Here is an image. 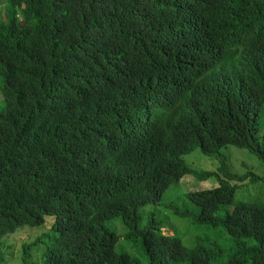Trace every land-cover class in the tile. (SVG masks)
I'll return each mask as SVG.
<instances>
[{
  "label": "trees",
  "instance_id": "1",
  "mask_svg": "<svg viewBox=\"0 0 264 264\" xmlns=\"http://www.w3.org/2000/svg\"><path fill=\"white\" fill-rule=\"evenodd\" d=\"M0 93V264L44 224L24 264H144L115 218L146 264H264V176L222 151L264 163V0H0ZM196 148L217 185L167 207L225 237L189 246L143 209Z\"/></svg>",
  "mask_w": 264,
  "mask_h": 264
},
{
  "label": "rangeland",
  "instance_id": "2",
  "mask_svg": "<svg viewBox=\"0 0 264 264\" xmlns=\"http://www.w3.org/2000/svg\"><path fill=\"white\" fill-rule=\"evenodd\" d=\"M2 100L3 98L0 93V103L3 102ZM222 151L226 155L229 167L234 173L244 175L246 172H254L264 176V163H262L257 155L250 152L248 149L239 148L234 145H227L222 148ZM185 160L190 169L189 173L172 185L160 204L149 205L143 210L147 213L153 212L157 218L163 219L166 224V227L164 228L165 233L173 234L175 232L178 236H180V238H182L184 244L189 246L193 245L196 237H225V235L222 234L218 228L212 227L210 225H195L192 223L191 219H184L183 216H177L175 215L174 210L169 208L170 204L174 206H177L178 204L183 205L184 199L182 197L184 193L189 190H203L213 188L217 185V182L213 178L199 180L194 177V174L219 167L221 163L219 158L206 155L202 153L201 149L196 148L186 155ZM242 183H251V177H247L243 181H233V184ZM256 183L258 182L252 184ZM261 183L262 182L258 184ZM252 189H255V186H253ZM242 194L243 193H241L240 196ZM245 195L249 194L245 193ZM242 199L249 198L243 197ZM228 208H233V205ZM183 220H187V222ZM110 224L114 229L118 230V234L122 235L117 244L118 250L127 251L141 259V261L146 264L147 262L140 255L135 242H133L134 240L126 236L125 232L127 229L124 223H122L121 218H115L111 220ZM47 230L48 228L46 224L36 227L26 226L19 232L8 235V241L5 244V249L9 250V254L11 255L10 262L8 264H24L21 260L22 247L24 243L26 241H32ZM39 254H41L40 251L35 257L37 258V256H40Z\"/></svg>",
  "mask_w": 264,
  "mask_h": 264
}]
</instances>
